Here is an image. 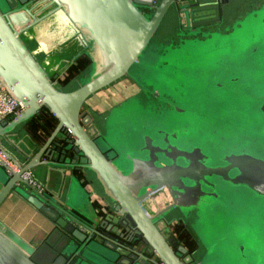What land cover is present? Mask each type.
I'll list each match as a JSON object with an SVG mask.
<instances>
[{
	"label": "water",
	"instance_id": "95a60500",
	"mask_svg": "<svg viewBox=\"0 0 264 264\" xmlns=\"http://www.w3.org/2000/svg\"><path fill=\"white\" fill-rule=\"evenodd\" d=\"M228 2L0 0V77L24 106L12 120L0 119V148L19 166L14 171L0 158V207L15 194L54 224L38 247L7 227L0 228V264H209L223 241L217 236L214 241L193 225L206 247L197 263L184 245L175 249L166 217L175 209L184 217L194 213L195 221L211 201L225 209L223 227L236 225L245 236L224 242L228 258L238 264H264V155L241 138H203L206 128L200 125L207 121L240 130L242 115L256 116L246 123L256 131L264 125V0L240 15L225 33H204L201 40L196 38L201 29L183 31L178 41L157 38L172 8L179 13V28H191L192 18L208 12L220 21ZM46 22L58 23L82 39L84 48L70 66L83 55L91 60L72 90L59 87L63 73L48 72L24 38ZM242 53L253 68L240 64ZM169 65L173 68L169 78L193 89L191 103L200 106L195 112L177 107L178 101L161 94L162 68ZM256 67L258 75L253 77L240 73ZM121 80L133 82L140 92L110 111L111 125L107 121L104 133L85 107L91 97ZM234 85H247L243 99ZM144 93L160 99V107L154 103V108L134 109L133 120L120 117L125 105ZM210 101L218 104L216 109L207 108ZM162 104H170V109H162ZM239 105L244 107L241 116ZM44 108L56 117V127L39 148L26 144L23 149L15 140L16 128ZM165 112L169 119L163 118ZM165 124L171 131L163 128ZM125 133L129 138L124 141ZM113 137L120 138V144H112ZM4 142L13 145L24 161ZM39 167L47 168L48 180L54 172L63 181L69 178V196L63 198L62 188L59 194L47 187L40 191L43 184L32 177ZM83 180L101 189L100 207L93 204L95 193ZM224 185L242 187L248 194H225ZM162 190L171 199L163 210ZM153 194L158 196L149 203L151 215L143 204ZM250 203L257 210L248 209ZM199 227L206 230L202 221Z\"/></svg>",
	"mask_w": 264,
	"mask_h": 264
},
{
	"label": "rangeland",
	"instance_id": "374dc122",
	"mask_svg": "<svg viewBox=\"0 0 264 264\" xmlns=\"http://www.w3.org/2000/svg\"><path fill=\"white\" fill-rule=\"evenodd\" d=\"M262 1L263 0H229L228 5L226 6V17L227 19H231L232 17L233 18L236 17L238 14L244 15L245 13L250 11L257 3H260ZM181 17H182V23L185 25L186 24L185 13L183 14L182 12ZM177 29H179V13L177 12L175 8H172L169 11L165 21L163 22L162 29L159 31L157 38L162 41L163 40L165 41L166 39L167 40L172 39ZM167 32H170V33L167 34ZM171 34H173V36H171ZM35 35L36 34H34V32L29 31V33L27 32L24 35V38L26 39V41H28V43L32 44L33 46L31 47L32 50L36 53V56L43 63V65L48 70V72L54 75L59 69L61 68L63 69V70H59L60 72H58V73H63V76L58 80L59 87L62 88L63 90H72L75 87H77L79 77L83 75L87 70L85 68L87 64L86 62H82L79 64L78 67L76 66L73 69L71 68V66L69 65L70 60L68 59L70 52L68 51V46H67L68 43H70V40L68 38H61L57 36L55 39L45 41V40H41L39 37ZM261 40L263 41V39ZM240 42L242 43L244 42V35H240ZM242 56H243V53H242ZM244 56L247 57V51L244 52ZM244 56L242 57L243 63H240V64H245L253 68L255 64L245 63L246 58ZM237 61L240 62L241 57H237ZM172 62L175 63L176 61L172 60ZM172 71H173V68L172 66L170 68V65L167 67V69L162 68V80H160V86L162 87L161 94L163 95V97H170L178 101L177 107L178 106L180 108L190 107L189 112H192V113L195 112V109H198V107L200 106H196L194 102L191 103L190 97L195 96V94L193 93V89L191 88L186 89L188 86H186L185 84H181V85H184V87H182L181 85L177 84L176 81L171 80L169 77ZM258 71H259V68L256 67L250 71H242V72L240 71V73H242V75L247 76V77H253L255 75H258L257 74ZM141 81L146 84L144 78H142ZM246 86L247 85H243L237 88L234 85V88L238 89L242 99L243 97H245L244 94H245ZM111 89L115 93L123 92V95L125 93H128V94L131 93L132 95H135V93H132L133 89H128L126 83H124L123 80L116 83L114 86L111 87ZM107 91H109V89H106L104 91H101L95 94L93 97H91L88 100L87 105L85 107L86 110L88 109V106L91 107V113L94 116L95 124L104 133L106 132L107 121H108V124L111 125V120H110L111 112L110 111L114 109V107H116L120 103V102H117L116 99H112V98H110L107 101V96L105 95L106 93L103 94V92H107ZM252 93H254V91H252ZM258 94H261V92H258ZM131 96H127L125 97V99ZM223 101H225L226 103V98ZM154 103L158 105L157 107L159 108L161 100L156 99V97L154 99L153 95L144 93L139 98L132 100L128 104H126L122 111V116L120 117L133 120V118H131L132 117L131 113L134 111V109H139L140 107L154 108ZM215 103H217V101H215ZM94 104L96 105V109L95 108L92 109ZM252 104L253 102H251V105H249V109H252ZM216 105L218 104H213V102L210 101L208 102L207 108L209 110H211L212 108L216 109ZM170 106H171L170 104L168 105L162 104V109H165L166 107L167 109H170ZM237 108L240 112V114L238 115L241 116L244 111V107L239 105L237 106ZM178 112L181 113L180 111ZM222 114H224V117H222V120H224L226 118L225 107H223ZM255 117L256 116L253 115L252 119ZM163 118L169 119L168 113L165 112ZM252 119L245 118L242 115L241 122L243 124L240 130H237L235 128H230L227 126L225 127V125L218 124V123L213 125V124H210V122L206 121L207 123L204 122L203 124H200V125H203L204 128H206V131L202 133V137L206 139H210L212 141H217V140H222V139H240L241 138V140L243 142H246L248 146L258 149L257 154L264 155V125L261 127L260 130L256 131L254 128L248 127L246 124L250 122ZM176 122L177 124L181 125L180 121H176ZM207 124L209 128L207 127ZM210 125L212 127V130L210 129ZM163 128L171 131L168 124H165ZM142 130H145V128H143ZM128 136L129 134L125 133V135L123 136V140L124 141L127 140L129 138ZM110 142L112 144H116V143L120 144L121 139L118 137H113L110 139ZM129 149H131V147L127 148V150ZM222 190L225 194H229V195L230 194H248V192L244 190V188L242 187L235 190L232 187L224 185L222 187ZM259 202H262V201H259ZM247 208L252 211L257 210L255 205L252 203H250V205H248ZM224 210H225L224 207L220 203L217 204L215 201H211L202 208L201 218H198L197 220L194 221V217H193L192 219H188V221H186V223H188L192 228H193V225H195L196 228H198L201 232L204 231L210 234V237H213L214 241L217 240V237L219 241H223L218 248L216 258L214 257L215 255V251H214V255L212 259L210 260L209 264H238L236 262L231 261L228 258L227 249L224 245V242L228 243V242H231L232 240H236V241L243 240L245 236L242 235V233H240V229L236 225H233L230 228L223 227ZM200 221H202V224L204 225L206 230L201 229L199 227ZM176 227L179 228L178 232H182L183 226L176 225ZM187 237L188 239H190V237L192 236L188 233ZM250 238L253 239L254 235H251ZM198 240L200 243V248L198 252L200 254H204L206 252V247L203 244L204 241L202 240L201 237H199ZM190 241H188V245L191 248L192 244H195V243H192Z\"/></svg>",
	"mask_w": 264,
	"mask_h": 264
},
{
	"label": "crops",
	"instance_id": "0c3cea01",
	"mask_svg": "<svg viewBox=\"0 0 264 264\" xmlns=\"http://www.w3.org/2000/svg\"><path fill=\"white\" fill-rule=\"evenodd\" d=\"M31 31L36 34L35 36L45 41L55 39L57 36L61 38H68L70 40V43L67 45L68 51L70 52V55L68 56V59L70 60L69 62H71L84 48L82 39L80 40L77 35H73L71 31L68 32L65 28L61 29L58 23L46 22L38 26L37 29L35 28ZM28 44L30 47H33L32 44ZM59 70L63 69L61 68ZM59 70L56 73L60 72ZM124 83L127 84L128 89L134 88L129 81L125 80ZM103 94L107 96V101L110 98H117L119 102L123 101L125 97L128 96V93H125L124 95L123 92L115 93L111 88L109 91L103 92ZM94 108L96 109L95 104L92 109ZM87 111L91 112L90 106H88ZM57 123L58 121L56 117L51 112L49 113L48 111H43L30 123L21 124L16 128L15 131L18 135L15 137V140L18 141V144L23 149H26V144L30 145L32 148L35 146L39 148L46 142ZM4 145L9 151L17 155L21 161H24V158L20 155V153H18L17 149L13 145L6 142H4ZM32 177L34 180H39L45 189L47 187L51 192L59 194L60 189L62 188L61 195L63 198L69 196L70 180L69 178H66L63 181L64 178L61 177L60 173H52L50 180H48L47 168L39 167L33 171ZM60 181H63L62 187H60ZM83 183L88 191L95 193L91 200L96 207H100L104 200L101 189L93 183H85L84 180ZM0 227H7L8 229L14 231L20 238L24 239L34 247H38L52 231L54 224L50 221V219L37 211L25 200L15 194H12L0 207Z\"/></svg>",
	"mask_w": 264,
	"mask_h": 264
},
{
	"label": "flooded vegetation",
	"instance_id": "af4514ba",
	"mask_svg": "<svg viewBox=\"0 0 264 264\" xmlns=\"http://www.w3.org/2000/svg\"><path fill=\"white\" fill-rule=\"evenodd\" d=\"M227 5L228 4H225V5L223 4L224 7H223V11H222V19L220 21L216 20L217 14H213L212 12H208L210 14H207L205 17H198V15H197L191 19V25H190L191 28H186V26H183L182 28L177 29L174 36H173V34H171V36H173L172 38L176 37V41H178V40H180V36H181V33L183 31L184 32H188V31L197 32L199 30L201 31V29H203V31L197 32V35H196V38H199L201 40L206 37L205 36L203 38L204 33H213V32L225 33L227 31V28L231 27L233 25V23L240 17V14H238L236 17H234L236 19H234L233 17L231 19H227V17H226V6ZM168 33H170V32H167V34ZM129 83L132 85H135L131 81H129ZM137 89L138 90L135 92V94L140 92L139 87H137ZM91 115H92V113H91ZM162 196L164 197V199L167 203V204L165 202L161 203V201L159 200V203H160L162 210H163L166 208V206L169 203H171V199L169 198L168 194L164 190H162ZM151 198H152V195L148 198L147 201L144 202L143 205H144L145 209L151 215H153V211L151 210L152 208L149 207V203L151 201ZM193 217H194V213H192L189 217H184L178 210L174 209V211H172V214L167 215L166 218L168 220L169 228L171 230L170 235H171V237L175 238V243H174L175 249L178 250L180 245H184L185 247H187L188 252H190L192 255H194L195 261L198 263V261L203 256V254H200L198 252L199 248H200V243H199V240H198L195 232L192 230V227L188 223H186V221H188V219H192ZM176 225L183 226L182 232H178L179 228L176 227ZM188 233L192 236V237H190L191 241L187 237ZM188 241L195 243V244H192V246L190 248V246L188 245Z\"/></svg>",
	"mask_w": 264,
	"mask_h": 264
},
{
	"label": "built area",
	"instance_id": "2783aa9c",
	"mask_svg": "<svg viewBox=\"0 0 264 264\" xmlns=\"http://www.w3.org/2000/svg\"><path fill=\"white\" fill-rule=\"evenodd\" d=\"M23 111V104L11 93L9 88L6 86V84L0 77V119L10 121ZM0 158L4 160L12 170H19V166L10 161V159L3 153V150L1 148ZM43 190H45V187L43 185H40V191ZM157 196V194H153L152 198H156Z\"/></svg>",
	"mask_w": 264,
	"mask_h": 264
},
{
	"label": "trees",
	"instance_id": "16d2710c",
	"mask_svg": "<svg viewBox=\"0 0 264 264\" xmlns=\"http://www.w3.org/2000/svg\"><path fill=\"white\" fill-rule=\"evenodd\" d=\"M82 62H86V69H88V67H89V64L91 63V60L89 59V57L88 56H86V55H83V56H81L73 65H71V68L73 69L74 67H78L79 66V64L80 63H82ZM127 81V80H126ZM133 87L134 88H131V89H133V92L132 93H135L138 89H137V87L135 86V85H133ZM132 94L130 93V94H128V96H131ZM117 96V95H116ZM118 97V96H117ZM121 97V96H120ZM119 97V98H120ZM116 100H117V102H119V100L116 98ZM43 111H48L49 113H50V111L47 109V108H44V109H42L40 112H39V114L35 117V118H33L31 121H33L34 119H36L39 115H40V113L41 112H43ZM31 121H29L28 123H30ZM54 130V129H53ZM53 132V131H52Z\"/></svg>",
	"mask_w": 264,
	"mask_h": 264
},
{
	"label": "bare ground",
	"instance_id": "6f19581e",
	"mask_svg": "<svg viewBox=\"0 0 264 264\" xmlns=\"http://www.w3.org/2000/svg\"><path fill=\"white\" fill-rule=\"evenodd\" d=\"M29 33V32H28Z\"/></svg>",
	"mask_w": 264,
	"mask_h": 264
}]
</instances>
